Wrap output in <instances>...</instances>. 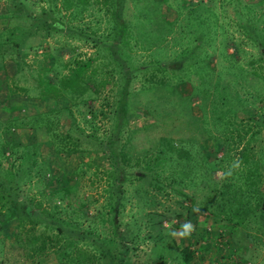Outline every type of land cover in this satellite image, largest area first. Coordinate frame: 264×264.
Returning a JSON list of instances; mask_svg holds the SVG:
<instances>
[{
  "label": "rangeland",
  "instance_id": "obj_1",
  "mask_svg": "<svg viewBox=\"0 0 264 264\" xmlns=\"http://www.w3.org/2000/svg\"><path fill=\"white\" fill-rule=\"evenodd\" d=\"M79 2V6L65 10L61 0H0V30L39 29L25 39L24 61L13 76V84L25 87L27 96L15 93L7 100L0 99V121L17 118L19 124L13 129L17 138L23 143L35 142L45 163L35 167L45 178L34 177L36 173L31 171L29 180L22 177L17 186L20 194L23 190L45 209L40 211L32 203L25 206V212L39 221L32 233L46 241L39 256L27 257L24 247L15 242L17 219L11 218L0 228V264H57L54 243L58 232L49 227L51 220L57 223L49 217L51 213L55 216L56 209H61L59 218L75 216L78 226L84 228L93 219L92 226L100 236L111 235L110 224L100 219L108 186L102 172L109 169L118 175L119 171L113 168L107 152L99 148L104 147L108 137L115 140L116 152L125 143L120 152L126 159L153 153L159 141L167 139L192 158L198 160L204 154L215 163L207 169L197 164L195 170L189 171L179 159L164 162L159 187L149 177L132 182L126 178L121 197H117L115 179L112 188L114 200L118 201L116 217L129 247L123 264H203L215 253L231 255L230 260L264 264V212L260 211L264 209V129L255 123V134L249 141L247 136L237 139L236 135L252 124L248 116L258 122L264 113V80L260 76L264 73V56L258 53L264 42V0ZM15 10L21 15L11 17ZM52 14L62 17L63 30H41L43 21H49ZM116 31L121 35L113 39L110 34ZM109 55L126 61L122 59L118 67L109 61ZM74 58L79 61L77 65L85 67L86 74L95 68L94 90L90 88L82 95L64 93L56 100L36 99V76H46L56 83L68 73L65 63ZM14 69L8 61L0 69V78ZM126 78L127 112L115 134L117 119L110 113L111 105L117 87ZM4 81L0 98L6 92ZM7 84L12 83L8 80ZM233 94L241 97V103L232 98ZM226 101L228 104H223ZM106 103H110L109 110ZM100 108L107 112L105 116ZM72 117L82 131L72 123ZM30 121H36L35 125L46 122L51 128L46 131L37 126L31 131L27 128ZM54 133L68 134L71 140L77 138L74 141L79 150L55 153L60 146L53 139ZM63 141L68 143L67 138ZM244 145L242 157L246 160L239 157ZM162 148L167 150L164 144ZM254 171L259 173L257 177ZM247 174H251L258 190L252 198L236 194L228 200L230 188L223 195L212 190L214 186L221 191V183H228L231 177H239L236 185L246 190ZM51 176L60 182L67 180L72 190L67 198L53 193L59 184L49 182ZM72 209L74 214L65 213ZM66 232L97 246L94 250L92 245L79 241V247L86 252L114 251L110 246L103 247L92 235L78 236L71 229ZM205 243L201 251L198 247ZM196 249L197 254L190 256ZM66 259L63 258L65 264H73ZM104 262L107 257L101 262L84 257L81 264Z\"/></svg>",
  "mask_w": 264,
  "mask_h": 264
},
{
  "label": "trees",
  "instance_id": "obj_2",
  "mask_svg": "<svg viewBox=\"0 0 264 264\" xmlns=\"http://www.w3.org/2000/svg\"><path fill=\"white\" fill-rule=\"evenodd\" d=\"M79 0H61L62 8L65 10H68L71 7H77L79 6ZM58 11V9H56ZM16 11V10H15ZM18 11V10H17ZM11 13V17H18L21 15V13L17 12ZM117 19L119 20V25H122V20L117 14ZM49 21L44 20L42 23L41 30L46 28H54L58 31H61L64 29V21L62 20V17H59L58 14H52L49 17ZM29 28L27 29H20L17 27H13L11 29L7 30H0V69L5 68L6 59L10 60L14 67L15 72L12 75L6 74L4 75V78H0V91L2 90V82L5 80L4 84L6 88V92L1 95V100H7L9 95H13L15 93H22L26 95V88L25 87H18L17 85L13 84L15 74H17L18 71H20V65L24 61V56L26 52L22 51V48L25 44V39L30 34H35L39 29L31 30ZM5 32V33H4ZM113 39H118L121 35V32L116 31L115 33L110 34ZM260 56H264V42L261 41L259 51ZM110 56V55H109ZM264 58V57H263ZM108 56H106V61H108ZM123 58H120L119 60H115L114 57L110 56L109 61L115 62L114 65L120 67L123 64ZM79 61L74 59H69L65 64V67L68 68V73L61 75L62 77L57 80L56 83L51 82L49 79H47L46 76L43 75H37L36 76V88H37V95L36 99L44 100L48 98H52L54 100L59 99L60 97L64 96V93L72 94L74 92H77L76 95H82L87 90L93 89L94 90V84L92 81L94 80L95 75V68L89 69V73L86 74L84 72L85 67L81 65H77ZM77 65L73 69L71 68L72 65ZM174 64V65H173ZM71 65V66H70ZM173 66H179L177 63H172ZM136 68V67H135ZM262 71L264 72V67L262 68ZM262 79L264 80V73L262 75ZM10 80L12 84H7V81ZM129 80L123 79L121 80V85L117 87L116 90V99L112 101V109L110 113L113 115L117 121H115V129L114 133L118 134L119 127L122 123L125 122L126 112H127V100L126 96L128 94L127 89V82ZM27 96V95H26ZM232 98L239 101L241 103V97L237 94H233ZM226 100V98H225ZM1 102V101H0ZM107 104V109H110V103ZM223 104H228L227 101ZM101 115L105 116L107 112L102 111L104 109L100 108ZM109 112V111H108ZM262 119L260 121L256 122L254 119V116H248V120L251 121V125L247 124L246 128L242 130H238L236 132V135L238 136L237 139H243L244 136H247L249 139L248 141L253 138V135L255 134L253 130V127L258 124H262L264 129V113L262 114ZM258 118V117H257ZM41 119V118H40ZM72 123L76 125L78 130L82 131L81 128L75 123L74 118L72 117ZM45 125L40 123L41 125H35L38 124L36 121H30L28 123L27 128H30L31 131H35V127H45L46 131L51 128L49 124L47 125L46 122H43ZM18 119L15 117L8 118L4 121H0V216L2 215L3 218H0V228L5 224L7 220H10L11 218H16L17 221L14 226V239L17 245H20L21 247H24L26 256L27 257H34L39 256L40 251H42L46 246V241L44 237H41L38 234L32 233L33 228L39 222L35 217H32L31 215H28L25 212V206L26 203H32L36 204L37 208H39L40 211H45V209L40 208L39 202L37 200H33V197L26 196L25 192L21 190L17 186L18 182L24 177V179L27 181L30 178L31 171H35L34 177H42L45 178V174H40L36 171L35 167L39 166L41 163L45 164L44 161L40 158V150H38L36 145L31 143H23L18 138L17 135L14 133V126L18 125ZM37 127V128H38ZM257 127V126H255ZM264 133V130H263ZM6 135V137H3ZM59 135V139L57 136ZM89 137H93L92 134L88 135ZM63 138H67L68 143H64ZM53 139L58 140L59 148H55V153L57 154H71L74 152H77L79 150V144L76 143L74 140L77 138H74V140L70 139V135L68 134H62V136L58 133H54ZM246 140V145L248 144ZM167 139H162L159 141V144L156 147V150L153 153H143L139 156H134L133 158L126 159L125 157H121V148L125 145V143H121L119 147V151L116 152L114 149V139H111V137H108L107 143L104 145V147H100L101 149H104V151L107 152V157L111 161V164L113 165V168H118L119 171H117L118 175H114V172L111 170L103 171V175L105 176L103 180L108 182V186L105 188L104 192H106V201L102 204V208L100 209V219L101 221H107L110 224L111 228V235L110 236H100L99 231L95 229L92 225H94L95 221L93 219L89 220V225L84 227L78 226V219L77 217L73 216L72 219L70 216H67V218H59L58 213L61 211V209L55 210V216L50 214L49 217H53L54 220H57V223L51 220V223H49L50 229H55L58 233L55 238V245L54 250L56 253L57 258V264H65L63 261V258L67 257V263H73V264H81L82 258L86 257L88 259H98L102 260L103 257H107V262H104V264H123L125 261V254L128 251V241L126 240V237L123 233V230L120 229V222L117 221V214H118V208L117 204L118 201L114 200V188L113 185L115 179L117 180L115 190L117 191V197H121V194L123 192L122 189V182L126 180V178H129L132 182V180L136 179H145L147 177L151 178L155 182V186L159 187V171L161 169V166L164 162H172L174 159H179L181 163H183L185 166L189 167V171L195 170L194 168L198 165L202 166L203 169H207V167L211 168L214 167V161H208L207 157L204 154H200L198 160H196V157H191L189 153L186 152V150L181 149V147H176V145H173V143H168ZM61 142V143H59ZM101 144V143H100ZM163 144L167 146V150H164L162 148ZM241 147L239 151V157L241 158L242 155L245 152V146ZM166 148V147H165ZM164 151V154H163ZM118 157H121L122 159H119ZM245 159L244 157H242ZM122 160V162H121ZM246 160V159H245ZM5 162V164L3 163ZM120 162V163H119ZM189 162H191L189 164ZM244 163V161H242ZM253 163H255L253 161ZM41 164V165H42ZM192 169H191V166ZM46 166L48 164L46 163ZM198 167V166H197ZM170 171H176L175 169H172ZM172 174V173H170ZM255 174V175H254ZM254 176H258V172H253ZM251 174H247L245 176L244 182L247 183L248 188L246 190H242L240 185H236L238 178H232L231 181L228 183H221L222 190H216L213 186L212 190L217 191L219 195H223L225 192V189L230 188L229 195L227 196V199L234 198L236 194H241V196H245L248 194L249 198H252V196H255L258 194V190L256 189L254 185V181H252V178L250 177ZM253 176V177H254ZM255 178V177H254ZM151 180V181H152ZM56 182L59 184L58 187H56L53 190V193H60L61 198H67L68 194L71 193V189L68 186L67 180L64 179V182L58 181L56 178H53L52 176L49 177V182ZM181 181V180H179ZM41 192V191H40ZM19 196V197H18ZM21 196V197H20ZM70 198V197H69ZM119 199V198H118ZM70 200L68 199L67 204L69 205ZM239 206H236V209H238ZM262 210V213L264 212V209ZM24 211V214H21ZM63 211H66V209H63ZM259 211V212H260ZM74 209L71 210V212H65L67 215L74 214ZM253 213H255V210H252ZM92 216V215H91ZM88 219V218H87ZM67 229L76 230V235H87V236H94L98 239L100 243H102L103 247H111L114 249L113 253H107L105 251L98 250L99 253L95 252L94 250H97V246L90 240H85L80 237L71 236L70 233L66 232ZM96 240V239H95ZM82 242L86 245H92L93 251L82 250L83 247H79L78 242ZM199 246V245H198ZM201 251H203L206 248V243L203 245H200L198 247ZM87 249V248H86ZM193 253L197 254V249L191 253L190 256L193 257ZM111 254V255H110ZM202 254V253H201ZM231 255H225L221 254L219 256L223 258L229 259ZM233 258V257H232ZM225 260V261H235V262H243L239 259H232V260ZM215 261L214 259L211 260V262ZM221 261V260H219ZM64 262V263H63Z\"/></svg>",
  "mask_w": 264,
  "mask_h": 264
},
{
  "label": "crops",
  "instance_id": "obj_3",
  "mask_svg": "<svg viewBox=\"0 0 264 264\" xmlns=\"http://www.w3.org/2000/svg\"><path fill=\"white\" fill-rule=\"evenodd\" d=\"M8 61L11 63L10 60H7L6 63H7ZM14 72H15V69H14V71H13L12 73H10V74L8 73V74H9V75H12ZM220 255H221V254H220ZM220 255H219V256H220ZM219 256H218L217 253H215L214 256L211 257V260L214 259L215 261H219V260H221V261H225V260L227 259V258H223V257H220V258H219ZM211 260H208V259H207L203 264L211 263Z\"/></svg>",
  "mask_w": 264,
  "mask_h": 264
},
{
  "label": "built area",
  "instance_id": "obj_4",
  "mask_svg": "<svg viewBox=\"0 0 264 264\" xmlns=\"http://www.w3.org/2000/svg\"><path fill=\"white\" fill-rule=\"evenodd\" d=\"M208 264H248L246 262H235V261H213L211 263Z\"/></svg>",
  "mask_w": 264,
  "mask_h": 264
}]
</instances>
